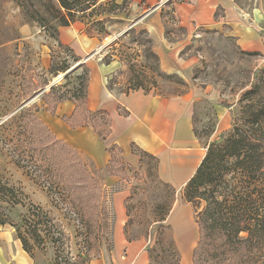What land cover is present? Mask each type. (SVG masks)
<instances>
[{
    "label": "rangeland",
    "instance_id": "1",
    "mask_svg": "<svg viewBox=\"0 0 264 264\" xmlns=\"http://www.w3.org/2000/svg\"><path fill=\"white\" fill-rule=\"evenodd\" d=\"M115 1L117 3L122 0ZM241 1L250 3V0ZM131 2L124 6L125 11L115 15L126 14ZM101 11L102 8L96 10L97 13ZM89 15H91L90 11L84 15L78 14L71 26L80 28V34H84L88 39H98L103 43L101 45L103 48L99 54L94 52L89 54V57L83 54L82 59L79 57L80 62L75 63L70 52L65 50L72 48L65 45H63L64 49L60 48L47 32L34 23L26 22L18 0H0V182L2 186L6 184L20 190L27 197L26 203L41 207L63 227L67 235L68 241L65 239L61 243L56 242L59 243V246L57 245L59 248L56 247V250L46 235L42 234L43 239L40 241L44 240V243L35 244L32 249L33 258L24 252L29 264H56V262L79 264L78 256L82 255L86 258L87 253L88 264H140L144 256L147 257L148 264H153L152 251L160 252L169 240L175 241L167 221L164 225L169 227L168 230L161 228L157 221L169 211L171 213L177 198L180 200V195L177 197L175 190L159 183L151 173L153 163L148 164V167H126L120 162L117 149L114 148L115 152L112 153V147H108L111 159L116 153V163L98 168L90 158L77 150V157L81 160L82 166L84 165L94 174L93 181L89 184L93 183V187L100 195L99 203L103 204V207L97 211L93 207L95 197H88L83 191H78L71 199L65 201L55 194L50 197L45 189V186L49 187L45 179L33 180L24 173L26 170H21L22 168L8 158L4 139L11 137L15 130L4 133L2 125L22 107L28 106L40 108L38 117L44 122V117L50 114L44 101L45 93H49L52 87L57 88L59 94L80 87L79 79L83 75V70L76 68L66 76L67 79L61 77L68 72L53 78L48 73L52 59L60 67L68 64L71 70L77 65L87 66L84 59L92 58L98 61L101 58L103 64L118 63L119 65L112 78L108 79V89L116 93L142 89L155 90L162 95L172 96L184 94L194 86L199 89L206 86L217 89L231 123L229 129L220 131L213 109H206V120L198 125L197 134L210 146L222 143L233 131L235 123H239L242 116L243 95L254 85L264 83V61L257 55L240 51L233 40L205 31L191 37L190 44L185 50L190 58L199 61L194 70L192 83L187 84L178 76L168 77L160 72L159 59L153 57L155 54L147 32L138 26L127 25L121 27L113 25L112 30L109 31L106 27H110L112 21L105 25L98 23L107 16L90 17ZM24 26L29 27L30 33L24 35ZM45 82L50 83L42 89L41 85ZM37 129L39 128H32L28 133H24L27 134L25 137L32 131L36 132ZM17 139L16 136L14 142H17ZM99 139L105 142L100 137ZM19 155L25 159L23 165L27 169L30 167L29 163H44L48 166L51 162L48 152L36 153L33 160H30L28 155L20 153ZM81 163L74 164L70 160L69 164L63 162L61 168L57 167V169H60L59 173L64 175L67 182L84 183V177L76 173L77 170L82 173ZM107 167L109 170L111 168L114 175L108 174ZM53 169L55 170V167ZM181 197L185 202L184 191L181 192ZM191 206L188 205L187 210L190 211L192 225L196 226V218ZM203 206L204 204L199 208L202 209ZM121 211L124 215L122 232L126 240L123 247L118 246L116 236V226ZM0 213H4V204L1 203ZM2 233L10 234L12 241H17L15 230L11 226L0 227V234ZM12 241L7 243L10 250ZM133 243L141 245L142 248L140 251L128 253L126 245ZM175 243L180 254L179 245ZM7 245L0 238V248H4V252ZM11 257L12 255L7 259ZM179 257L181 261V255Z\"/></svg>",
    "mask_w": 264,
    "mask_h": 264
},
{
    "label": "trees",
    "instance_id": "2",
    "mask_svg": "<svg viewBox=\"0 0 264 264\" xmlns=\"http://www.w3.org/2000/svg\"><path fill=\"white\" fill-rule=\"evenodd\" d=\"M130 1L124 0L120 5L115 0H18L26 22L34 23L47 32L63 49L65 46L60 42V29L70 27L78 14L84 15L90 11V17L107 16L98 21L105 25L112 21V15L125 11L124 6ZM99 8H102L101 13L96 12ZM65 50L70 52L75 63L80 62L71 49ZM153 57L158 59L156 55ZM70 68L68 64L60 67L52 59L48 73L56 78ZM79 69L83 70V75L79 79L81 83L78 89L59 94L57 88L52 87L49 93L43 95L44 101L52 116H55L59 104L72 101L76 109L71 117H64L63 121L73 130L92 128L102 141H106L111 133V119L103 112L92 113L87 110L90 70L85 64L79 66ZM49 83H43L41 88L44 89ZM242 102L239 123H235L233 131L222 143L208 147L207 155L195 177L184 190L185 201L192 205L199 231L192 264H264V83L254 85L247 91ZM39 113L40 108L36 106L22 107L4 122V133L15 130L11 137L4 139L8 158L21 170H26L24 173L33 180L45 179L49 184L45 189L50 197L55 194L65 201L78 191H83L88 197H95L93 207L99 211L103 207L99 203L100 195L93 183L89 184L94 174L82 166L77 150L58 139L38 117ZM32 128L39 129L25 137L27 134L24 133ZM16 136L18 141L14 142ZM46 152L50 153L51 159L48 166L44 163H29L28 169L23 165L25 159L19 155H28L33 160L36 153ZM111 152H115L114 148ZM115 154L112 155L110 165L116 163ZM140 157L141 166L148 167V164L153 163L151 173L159 183L170 188L158 178L156 158L145 153H140ZM70 160L74 164L81 163L82 173L79 170L76 173L84 177V183L72 184L59 173L57 167L61 168L63 162L69 164ZM108 174L114 175L111 168ZM26 199L20 190L6 184L2 186L0 182V203L4 204V213H0V227L11 226L15 230V238L21 241L24 251L33 258L32 249L35 244L44 243V240L40 241L43 239L42 234L46 235L55 249L59 246L56 242L68 241V238L59 223L41 207L26 203ZM202 204L204 206L200 209ZM169 213L157 221L166 230L169 227L164 224ZM152 253L153 264H181L174 240H169L160 252L153 250ZM88 258V253L86 258L79 255V264H88Z\"/></svg>",
    "mask_w": 264,
    "mask_h": 264
},
{
    "label": "crops",
    "instance_id": "3",
    "mask_svg": "<svg viewBox=\"0 0 264 264\" xmlns=\"http://www.w3.org/2000/svg\"><path fill=\"white\" fill-rule=\"evenodd\" d=\"M131 1L129 11L111 16L112 25L106 28L111 31L113 25L138 26L147 32L152 51L159 59L160 72L165 75L178 76L187 84L192 83L199 61L190 58L185 50L191 37L205 31L233 40L240 51L257 55L264 61V0H250V3L241 0ZM121 3L123 0L117 2ZM24 30V35L30 33L29 27L24 26ZM60 42L72 48L81 59L83 54L89 57L94 52L99 54L103 48L98 39H88L80 34V28L73 26L60 29ZM89 60H83L90 70L86 108L110 117L111 133L107 140L101 142L92 128L73 130L68 127L63 118L73 115L76 105L72 101L59 104L55 116L47 114L44 123L58 139L86 155L98 168L110 163L108 147L117 149L120 162L129 168L141 166L140 153L156 158L159 180L174 189L177 197L180 195L167 223L179 245L181 264H190L199 231L197 225H192L187 210L191 205L182 200L181 192L195 177L208 152L209 144L197 134L198 125L206 120V109H213L220 131L230 128L221 94L211 86L201 89L194 86L184 94L172 96L142 89L116 93L108 89V79L118 69V63L103 64L101 58L87 63ZM121 212L116 236L118 246L123 247L126 240ZM0 236L6 245L12 241L8 233ZM12 243L11 250L8 245L6 252L0 248V264H29L22 243L19 240ZM126 247L128 253L142 248L134 243ZM141 261L140 264L149 262L146 256Z\"/></svg>",
    "mask_w": 264,
    "mask_h": 264
},
{
    "label": "water",
    "instance_id": "4",
    "mask_svg": "<svg viewBox=\"0 0 264 264\" xmlns=\"http://www.w3.org/2000/svg\"><path fill=\"white\" fill-rule=\"evenodd\" d=\"M80 65H77L75 68L71 69L70 71H68V73H66V75H64L61 78H65L66 76H68L71 72H73L76 68H78Z\"/></svg>",
    "mask_w": 264,
    "mask_h": 264
},
{
    "label": "bare ground",
    "instance_id": "5",
    "mask_svg": "<svg viewBox=\"0 0 264 264\" xmlns=\"http://www.w3.org/2000/svg\"><path fill=\"white\" fill-rule=\"evenodd\" d=\"M187 245H188V243H187L185 246L187 247ZM188 247H189V246H188ZM188 247H187V248H188Z\"/></svg>",
    "mask_w": 264,
    "mask_h": 264
}]
</instances>
